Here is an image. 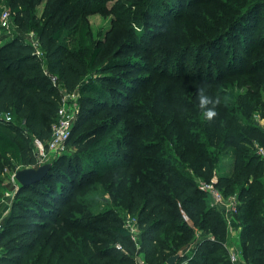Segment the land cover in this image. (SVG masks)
I'll return each mask as SVG.
<instances>
[{
    "label": "trees",
    "instance_id": "1",
    "mask_svg": "<svg viewBox=\"0 0 264 264\" xmlns=\"http://www.w3.org/2000/svg\"><path fill=\"white\" fill-rule=\"evenodd\" d=\"M109 1L6 0L21 33L0 46V117L23 125L0 121V191L6 167H40L35 141L51 138L60 89L79 92L81 107L73 150L41 181L19 184L0 264H138L142 255L167 264L189 248L178 264H231L226 212L198 184L214 179L239 199L244 263L264 264V0H138L137 28L114 8L95 42L87 17L108 12ZM192 11L193 26L178 31ZM201 87L221 97L211 122L198 107ZM117 207L138 220V245Z\"/></svg>",
    "mask_w": 264,
    "mask_h": 264
},
{
    "label": "built area",
    "instance_id": "2",
    "mask_svg": "<svg viewBox=\"0 0 264 264\" xmlns=\"http://www.w3.org/2000/svg\"><path fill=\"white\" fill-rule=\"evenodd\" d=\"M12 13L11 10H5L0 14V27L4 29H10L11 27V21H12ZM30 43L32 44L35 54L38 57H43L44 52L41 49L40 40L38 36L34 33H30ZM53 84L55 87H60V85L57 82V78L53 77ZM62 92V97L60 101V105L57 111L56 120L52 126V135L50 140L48 141L47 145L43 144L41 141L36 140V157H37V166H42L48 163L49 158L51 155H62L68 151L69 147V140L72 135V131L77 119V112L72 107L70 100L75 97V93H67L66 90H60ZM3 120L5 123H11L13 118L11 113H7L3 116ZM258 154L261 156V158L264 160V147L257 146ZM16 172L13 174L12 181L14 183V192L9 196V194H6L9 197L14 198L15 192L18 190L19 183L15 178ZM200 189L207 193L211 200V206L213 208H223L226 212L227 219L229 222L235 220V215L238 212L239 207V199L237 196H230L228 198L224 197V195L221 193V191L216 187L217 180L214 179L213 181L207 183L203 181H198ZM4 202V200H1ZM1 202V203H2ZM10 203L8 205V210L11 207L12 201H9ZM6 204V201H5ZM182 215L184 220L190 221L189 216L182 211ZM5 220V214L3 211L0 210V235L3 231V224ZM125 228L129 231L131 234V237L134 242L137 243L139 241V235H140V227L138 225V220L135 217H132L127 214L125 220ZM119 248H121L119 246ZM229 250V258L231 264H240V255L237 253V251L230 246H227ZM191 249L189 248L183 255L191 253ZM138 264H145V261L141 259V257L138 258ZM181 264H187L186 262H183Z\"/></svg>",
    "mask_w": 264,
    "mask_h": 264
},
{
    "label": "rangeland",
    "instance_id": "3",
    "mask_svg": "<svg viewBox=\"0 0 264 264\" xmlns=\"http://www.w3.org/2000/svg\"><path fill=\"white\" fill-rule=\"evenodd\" d=\"M138 0H110L107 3V8H108V12H98V13H93L90 14L87 17V22L89 24L90 27V37L93 39V41L97 42L98 41V32L100 31H104L107 32L108 30H111L112 26H113V21L116 19V17L109 12V10H117L118 12H121L122 15L124 17L127 18V22L130 23V26L133 28H137L138 25L136 23V19H135V14L138 16L141 14V12L139 13V9L136 8V6H134V4L137 2ZM187 8V7H186ZM10 10V8L7 6L6 4V0H0V14L5 11V10ZM44 12V3H41L40 5H36L35 6V13L39 16L42 17ZM168 17L174 19V15L175 13H170V11L168 12ZM142 16V15H141ZM142 19V18H141ZM143 21V19L141 20V22ZM183 23H180V25L178 26V31H183L184 30H190V28L193 26V11L191 12V14H187L185 16V19L182 20ZM164 24V23H161ZM21 32H19L18 26L15 23L14 18L12 17V21H11V27L10 29H4L0 27V46L4 45L5 43L9 42L10 40H12L14 38V36H18ZM27 36V41L30 42V35H26ZM73 39L75 40V42H73V48L76 47L78 45V40H79V33H76L73 36ZM118 37H113L112 39L109 40V43H117L118 41ZM121 39V38H120ZM264 70V69H263ZM262 70V71H263ZM261 71V70H260ZM261 71V72H262ZM60 90H63V88H61ZM70 103L72 105V107L74 108V110L78 113L80 111V104H81V94L79 92H77L75 94V97L73 99L70 100ZM15 117V116H14ZM13 117V123L9 124V125H23L22 122H20L19 119H17L16 117ZM259 119L260 125L264 128V119H260V115L256 116ZM0 121H1V117H0ZM2 122V121H1ZM3 123V122H2ZM3 126H8L7 123H3ZM8 128V127H6ZM10 128V126H9ZM12 128V127H11ZM73 147L72 145L68 147V151H72ZM67 151V152H68ZM59 155H51L49 158L48 163H52V161L58 157ZM232 160H225L222 162V169H220V172L223 171L224 174H228L231 169H232V165H231ZM13 174L14 172L11 170V168L8 166L3 170L2 173V180H3V185H2V190L1 192H3L2 197L4 198V202H2L1 198H0V210L4 212L5 214V218L8 216L11 207H9L10 209L8 210V205L10 202L12 201V197H9L11 194H13L14 192V183L12 181L13 178ZM79 189L77 188V193H78ZM6 194H9V196H7ZM107 199V198H106ZM109 199V198H108ZM6 201V204H5ZM2 202V203H1ZM104 206V205H101ZM118 212L124 216L126 218V210H124L121 207H117ZM191 221V219H190ZM229 228H230V222H229ZM234 231V230H233ZM233 236V235H232ZM233 239L236 240V237L233 236Z\"/></svg>",
    "mask_w": 264,
    "mask_h": 264
},
{
    "label": "water",
    "instance_id": "4",
    "mask_svg": "<svg viewBox=\"0 0 264 264\" xmlns=\"http://www.w3.org/2000/svg\"><path fill=\"white\" fill-rule=\"evenodd\" d=\"M52 164L47 163L38 168H24L16 172L15 178L21 186H27L41 181L50 170ZM183 257V252L170 257L167 264H178L179 260Z\"/></svg>",
    "mask_w": 264,
    "mask_h": 264
},
{
    "label": "clouds",
    "instance_id": "5",
    "mask_svg": "<svg viewBox=\"0 0 264 264\" xmlns=\"http://www.w3.org/2000/svg\"><path fill=\"white\" fill-rule=\"evenodd\" d=\"M197 99L203 118L211 122L218 115L216 109L221 104V97L210 96L206 92V87H201L198 89Z\"/></svg>",
    "mask_w": 264,
    "mask_h": 264
},
{
    "label": "crops",
    "instance_id": "6",
    "mask_svg": "<svg viewBox=\"0 0 264 264\" xmlns=\"http://www.w3.org/2000/svg\"><path fill=\"white\" fill-rule=\"evenodd\" d=\"M2 194H3V192L0 191V198L2 197ZM1 199L3 200L4 198H1ZM229 230H230V235H231L230 238L232 239V242H234L232 244V246H230V247H233L237 251V253L240 255V264H245L243 259H242V257H241V250H240V248L237 247V243H238L239 238H240L241 228L237 225V221L236 220H233V221L230 222ZM232 235L234 237H236V240L233 239ZM140 257H141L142 260H144V255H142Z\"/></svg>",
    "mask_w": 264,
    "mask_h": 264
}]
</instances>
